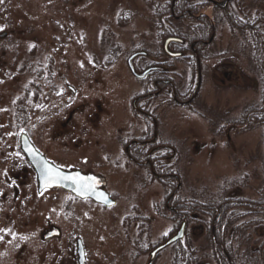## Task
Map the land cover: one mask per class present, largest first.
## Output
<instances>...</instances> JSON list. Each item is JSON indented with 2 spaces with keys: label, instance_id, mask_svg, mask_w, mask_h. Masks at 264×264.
I'll return each mask as SVG.
<instances>
[{
  "label": "rangeland",
  "instance_id": "1",
  "mask_svg": "<svg viewBox=\"0 0 264 264\" xmlns=\"http://www.w3.org/2000/svg\"><path fill=\"white\" fill-rule=\"evenodd\" d=\"M170 1L0 2V264H78V240L84 250V264H171L172 250L167 243L176 236L180 220L177 224L165 209H161V215L154 213L161 196L169 191L160 181L126 165L121 157L117 156L122 169L111 168L105 158L113 160L123 136L139 134V121L127 115L129 98L139 87L126 61L139 46L156 51L155 14L161 8L166 12ZM191 2L199 7L197 13L200 10L216 24L215 38L201 49V85L191 110L166 98L152 103L158 106L161 119L158 140L171 146L165 152H169V158L164 163L179 183L170 191H178L179 201H256L264 185V124L232 125L244 109L262 107L264 83L252 58L255 41L249 32L233 31L226 21L221 22L218 12L205 8V0ZM230 7L235 26L255 24L264 41V0H238L236 7ZM119 15L130 20L124 25ZM111 49L117 59L105 67ZM48 58L57 76L53 77L56 85L79 91L77 97L66 91L67 107L65 98L60 102L50 95V113L57 114L56 119L61 121L84 101L83 116L73 117L76 126L69 132L77 140L73 144L82 141L92 145L97 141L99 149L94 145L83 147L79 155L62 150L59 142H50L58 133V125L42 123L43 112L40 119L36 115L34 121L28 118L18 127L14 111L17 100L26 116L32 114L28 99L33 76L29 68L34 60L44 65ZM174 64L176 82L182 86L188 81L187 66L183 60H175ZM191 78L194 88L196 73ZM97 100L103 110L99 121L93 126L87 119L80 122ZM229 119L233 122L228 123ZM21 133L48 152L49 161L103 174L105 191L115 197L116 205L105 208L90 201H75L60 189L38 193L29 162L20 152ZM225 204L220 208L226 206V214L231 215L226 243L234 247L244 243L235 252L238 257L242 250H256L264 241V225L257 223L264 220V206L250 212L232 201ZM135 210L150 220L148 229L145 223L146 227L139 230V222H130ZM211 218L194 215L192 222L186 221L185 237L179 241L184 244L187 240L194 247L195 264H215L208 246L209 230L215 232L216 228ZM52 231L60 236L45 240ZM144 243L150 250L137 259L135 249ZM158 246L163 248L151 261L150 252Z\"/></svg>",
  "mask_w": 264,
  "mask_h": 264
},
{
  "label": "flooded vegetation",
  "instance_id": "2",
  "mask_svg": "<svg viewBox=\"0 0 264 264\" xmlns=\"http://www.w3.org/2000/svg\"><path fill=\"white\" fill-rule=\"evenodd\" d=\"M226 1L227 4L223 7L218 6V4L222 5ZM237 1L238 0H205V8H211V12H218L221 17L220 21L222 22L225 21L227 18L231 19V13L229 11V9L231 8L230 6L236 7ZM193 6L194 5L191 6V0H171L170 3L167 4V8L165 9L166 12H164L163 8L158 9L155 14L156 23L154 24V31H156L157 37L155 41L156 51L152 52L151 50L139 46L135 50H133L130 57L127 59L126 64L129 74L136 81V84H138L139 87V91L129 98L127 104V115L139 121L136 122V124H138L140 131L138 135L129 134L122 137L121 142L118 143V153L117 155L113 156V160H110L111 158L109 157H105L107 162L112 164L111 168H123V165L118 160L119 158L117 156H119L122 158L123 162L126 163V165L129 164L131 165V167L143 171L144 174H148L151 178L161 182V186L167 191H169V193H166L164 196H161L162 198L160 199V204L155 206L156 210L154 211V213L157 216L158 214L161 215V209H165L173 215V219L176 220L177 224H179L180 220V226H178L179 229L177 230L176 235L182 231V240L185 237L186 221L188 223L190 221L192 222V217L194 215L201 214H198L196 212H189L185 214L184 211H180V202L179 197L177 196L179 195L178 191L177 193H174V191H170V187H178L179 183L177 182L175 183L176 185L173 186L174 182H172V179L175 176L171 175L170 173H165L167 172L165 171L167 165H165L164 162L169 158V156L166 155L167 153L169 154V152L167 151L166 154L165 152L166 150H170L171 146L164 145L158 140L161 119L160 114L158 112V106L155 107L152 103H154L159 98H166L170 101V103H173L176 106L179 105V107L181 108L191 110V103L197 98V91L199 90V87L201 85V49L207 48L211 45L212 41L215 38L214 32L216 24L211 21L209 16L201 13L200 10L199 13H197V9H194L195 7ZM127 15L129 16V14ZM199 16L204 17V21L201 24L199 23L198 26H195L194 22H191V19H196ZM123 20H125V25L130 20V18H125ZM254 26L256 25L254 24ZM203 28L205 29V31L209 32L206 41L200 39V36L198 35V33L202 31ZM254 31L256 30L254 29ZM195 33L196 38L194 37ZM175 60H183L185 61V65L187 66L188 81L182 86H179L178 82H176L178 73H176L175 70ZM47 61L48 62H45L43 65V63L34 60L32 68H29L30 74L33 76L30 85L32 89L29 91L28 99L29 105L31 106L32 114L28 112L29 116H26L24 106L19 100H17L15 104V106L17 107H15L14 110L15 114L18 115L21 110L24 113V117H22V119H16L18 127L19 125L27 122L28 118L34 121V119H36V115H38V119H40V112H43V119H41L42 123L48 121L53 125H58V133L56 134V137H54V139H52L50 142H59L62 145V150L70 151V153L79 155L80 148L83 147L90 148L92 147V145H94V149H99L100 145H98L97 141H95L92 145H86V142L83 143L82 141H78V144H73V142L77 140L73 139L74 137H71V133L69 132L70 129L76 126V124H74L73 117L83 116L84 109L86 106L84 101H81L80 104L75 107L76 109L74 111H71V113L68 114L67 117L63 118L61 121L56 119L58 116L57 114L50 113V105L48 103V98L50 95H53V97L59 101L65 98L64 105L67 107L66 101L68 99L66 98V91L68 90L73 97L79 96V91L76 92L73 87L67 85L64 88L63 85L57 86L54 82L55 79L53 78L57 76L54 75V73L52 72V60L48 58ZM104 63L105 67L111 66L109 64L110 62L104 61ZM192 73H196L198 79L196 82V87L194 88L192 87V81L194 80L193 78H191ZM92 107V111L85 117L84 120L81 118L80 122H83L87 119V122H89L93 126L99 121L100 113L101 111H103L101 110L100 101H94ZM254 109L255 110L252 113V121L255 124H258L260 121V110L258 106H256ZM227 122L233 121H230L229 119V121ZM51 124L46 123L45 126H50ZM233 124L242 126V124H238L235 122H233L232 125ZM22 134L23 133H21L19 137ZM28 139L35 151L39 155H41L48 163L52 164L53 166L67 174H71L73 176L79 174L83 177H94L98 181H102L100 185H97L95 187L93 185V187L96 190H102L107 194V192L105 191L107 184L103 174L96 173L92 170L89 171V169L85 170L86 168L82 169L83 167L79 168L78 166L69 165L67 167L58 164L59 162L55 160L51 162L49 161L50 158L47 154L48 152L41 151V149L36 146V143L31 137H28ZM97 164H99V161L97 162ZM27 165L31 170L30 172H32L34 178L36 179L37 175L35 172V168L29 163ZM97 167L99 169L100 164ZM139 177L140 175H138V178ZM165 181L167 183L166 186H164ZM55 189L56 188H49L48 190H45V192L52 191ZM66 194H68L70 198L75 201H90L93 202L95 205L100 206V204L95 203L88 197L75 196L69 192H66ZM107 195L110 199L115 201L116 205V200L113 199L115 197L109 194ZM100 207L104 206L101 205ZM133 212L136 213L135 215L133 213V218L130 219V222L132 224L133 222L137 224L139 222V227L137 228L139 230H143L146 225H148V227H146V229H148L150 220L146 218V216H144L142 213L138 212V210H135ZM143 223H145L146 225L143 226ZM146 232L147 230L143 232L144 235L146 234ZM59 236L60 233L56 237ZM176 243L179 242L176 241L174 244ZM159 247L161 246L154 248L150 252L151 261L155 259L156 254L160 252L157 250V248ZM135 250H137L135 255L138 259L140 258V255L142 256L150 249H148L146 243H144V245L137 247ZM82 263L84 264V261ZM189 264H191V259H189Z\"/></svg>",
  "mask_w": 264,
  "mask_h": 264
},
{
  "label": "trees",
  "instance_id": "3",
  "mask_svg": "<svg viewBox=\"0 0 264 264\" xmlns=\"http://www.w3.org/2000/svg\"><path fill=\"white\" fill-rule=\"evenodd\" d=\"M194 5L191 2V6ZM201 6V5H200ZM194 9L199 8L198 6H193ZM259 12V11H258ZM196 13V12H195ZM119 20L124 22L122 19V15H119ZM204 17H198L196 19H191V22H194L195 26H198V24L202 23L204 21ZM226 23L228 24L229 28L234 30H237L241 33L243 32H249L253 39L254 48L256 53L253 55V62H255V65L257 66L259 72H260V78L263 79L264 83V41L262 32L256 30L254 24H249L248 22L239 23V27L235 26V22L232 19L227 18ZM121 22V23H122ZM123 24V23H122ZM254 29L256 31H254ZM258 29V28H257ZM200 36V39L206 41L208 38L209 32L205 31L203 28L202 31L198 33ZM109 36V35H108ZM110 37V36H109ZM196 38V33L194 35ZM253 45V44H252ZM112 46V45H110ZM115 50H110L109 54L105 57V60L107 62H114V60L117 59L116 55L114 54ZM117 54V53H116ZM261 79V80H262ZM262 107L259 108L260 110V121L259 125L264 124V84L262 87ZM17 107V106H16ZM255 107H249L244 109L241 112L240 118L235 120V123L238 124H245L247 127L253 126L255 123L252 121V113L255 110ZM17 113V112H16ZM24 117V113L19 112L18 115H16V119H22ZM26 117V116H25ZM18 120V119H17ZM229 123V122H228ZM254 123V124H253ZM169 169V170H168ZM171 168H165V173H170ZM243 181L245 179L243 178ZM172 182L175 184V180L172 179ZM167 183L165 181L164 186H166ZM230 185H234V183L230 182ZM170 189H173V187H170ZM260 198L258 200H253L249 198H238L236 200H221V201H210L206 203H199V202H193V201H179L180 202V211H184L185 214L187 213H193L196 212L198 214L209 216L211 218V223L216 225L215 232H210V238H209V249L210 253L213 254L212 259L214 260L215 264H264V241L259 244L258 248L256 250H249L244 251L242 250V255L236 256L235 252H239V247L244 246V243H238L235 247L231 245L229 242L226 243L225 237L227 233V228L229 230L230 223L229 218H231V215L226 214L228 209L226 206H223L220 208L221 205H226V201H232L234 203H237L239 207L249 210L250 212H253L258 207L264 206V185L262 186ZM219 203V204H217ZM183 213V212H182ZM218 213L220 215L218 216ZM218 216V217H217ZM253 222V221H251ZM259 225H264V220L258 221ZM229 226V227H228ZM244 240V238H243ZM172 250V262L171 264H189V259H191V264L197 263V257L195 255V249L192 247V245L186 240L184 244H181V242L176 243L171 246ZM199 259V258H198Z\"/></svg>",
  "mask_w": 264,
  "mask_h": 264
},
{
  "label": "water",
  "instance_id": "4",
  "mask_svg": "<svg viewBox=\"0 0 264 264\" xmlns=\"http://www.w3.org/2000/svg\"><path fill=\"white\" fill-rule=\"evenodd\" d=\"M227 4V1L224 2L222 5L218 4L219 7H223L224 5ZM19 146L21 149V152L23 153V155L25 156V158L27 159V162H29V164L31 166H33L35 168V172L37 175V186H38V193H41V191H44L45 189H49V188H61L65 191H68L72 194H74L75 196H83V197H88L89 199L91 198V200L95 201L96 203H99L100 205H104L105 207H111L113 206L115 203L109 199V197L100 190H96L94 187L99 185V182L97 180H95L94 182V191L92 192H88V193H78V191L75 190V186L68 181H61L58 183H50V184H46L45 182V167L47 166L48 168H52L55 171L59 172L60 175L63 176H73L71 174H67L57 168H55V166L49 164L41 155H39L35 149L33 148V146L30 144V142L28 141V138L25 135H21L20 139H19ZM58 233L56 232H52L49 235L46 236V238L57 235ZM181 237V233L178 234L177 236H175L172 240H170L168 242V244H170L171 242L179 239ZM162 247H160L161 249ZM83 251V247L81 244V241H77V252L79 255V264H83V260H84V253Z\"/></svg>",
  "mask_w": 264,
  "mask_h": 264
},
{
  "label": "snow or ice",
  "instance_id": "5",
  "mask_svg": "<svg viewBox=\"0 0 264 264\" xmlns=\"http://www.w3.org/2000/svg\"><path fill=\"white\" fill-rule=\"evenodd\" d=\"M0 2H3V0H0ZM44 175L46 184L68 181L75 186V190L78 191V193L86 194L88 192L94 191V177H83L79 174H76L75 176H63L60 175L59 172L52 168H48L47 166L45 167ZM0 239H2V237H0Z\"/></svg>",
  "mask_w": 264,
  "mask_h": 264
}]
</instances>
